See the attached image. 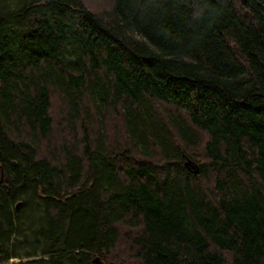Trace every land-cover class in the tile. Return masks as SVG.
<instances>
[{
	"label": "trees",
	"instance_id": "16d2710c",
	"mask_svg": "<svg viewBox=\"0 0 264 264\" xmlns=\"http://www.w3.org/2000/svg\"><path fill=\"white\" fill-rule=\"evenodd\" d=\"M92 1L0 0V264H264V0Z\"/></svg>",
	"mask_w": 264,
	"mask_h": 264
},
{
	"label": "rangeland",
	"instance_id": "374dc122",
	"mask_svg": "<svg viewBox=\"0 0 264 264\" xmlns=\"http://www.w3.org/2000/svg\"><path fill=\"white\" fill-rule=\"evenodd\" d=\"M103 1H104V0H96L95 2H94V1H92V2H93V3L101 4V3H103ZM34 258H37V257H34ZM17 260H18V258L10 259L9 263H6V264H10L11 262H15V261H17Z\"/></svg>",
	"mask_w": 264,
	"mask_h": 264
},
{
	"label": "water",
	"instance_id": "95a60500",
	"mask_svg": "<svg viewBox=\"0 0 264 264\" xmlns=\"http://www.w3.org/2000/svg\"><path fill=\"white\" fill-rule=\"evenodd\" d=\"M186 164H191L192 165V167H194V168H197V166L190 160V159H188V161H186ZM195 173L197 172V170L195 169V171H194Z\"/></svg>",
	"mask_w": 264,
	"mask_h": 264
}]
</instances>
